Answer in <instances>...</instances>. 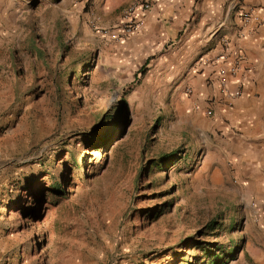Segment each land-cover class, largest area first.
<instances>
[{"label":"rangeland","instance_id":"rangeland-1","mask_svg":"<svg viewBox=\"0 0 264 264\" xmlns=\"http://www.w3.org/2000/svg\"><path fill=\"white\" fill-rule=\"evenodd\" d=\"M91 11L0 0V264H264L216 134L153 67L116 64Z\"/></svg>","mask_w":264,"mask_h":264},{"label":"crops","instance_id":"crops-1","mask_svg":"<svg viewBox=\"0 0 264 264\" xmlns=\"http://www.w3.org/2000/svg\"><path fill=\"white\" fill-rule=\"evenodd\" d=\"M131 1L91 0V18L98 27L113 28ZM250 8L261 20L242 25L238 11ZM134 16L138 25L129 36L114 39L97 31L96 41L129 71L142 63L153 67L158 85L171 91L173 113L193 131L216 134L219 162L233 169V181L264 213V0H153ZM221 37L230 40V57L242 61L236 96L226 95L213 79L216 67L203 63L222 52Z\"/></svg>","mask_w":264,"mask_h":264},{"label":"built area","instance_id":"built-area-1","mask_svg":"<svg viewBox=\"0 0 264 264\" xmlns=\"http://www.w3.org/2000/svg\"><path fill=\"white\" fill-rule=\"evenodd\" d=\"M153 0H132L121 11V20L109 31L110 37L114 39H120L121 37L129 36L132 34L138 21L135 19L134 12L137 9L147 11L152 7ZM238 17L242 25H247L250 22H260V17L253 13V9H244L238 11ZM219 44L222 47L220 52L214 59L206 58L203 63H211L216 68L213 72V79L222 87L223 92L229 96H236L240 93V86L242 84V78H238L237 75L243 71V65L241 58L235 56L233 58L229 55L230 40L226 37H221ZM212 79V80H213ZM237 85L235 90H230V85ZM186 94H191L192 89L190 87L185 88ZM207 114H211V110L206 111Z\"/></svg>","mask_w":264,"mask_h":264},{"label":"trees","instance_id":"trees-1","mask_svg":"<svg viewBox=\"0 0 264 264\" xmlns=\"http://www.w3.org/2000/svg\"><path fill=\"white\" fill-rule=\"evenodd\" d=\"M142 70L141 69H139V73L141 72Z\"/></svg>","mask_w":264,"mask_h":264}]
</instances>
